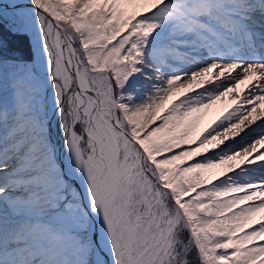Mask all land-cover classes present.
Instances as JSON below:
<instances>
[{"label":"snow or ice","instance_id":"snow-or-ice-1","mask_svg":"<svg viewBox=\"0 0 264 264\" xmlns=\"http://www.w3.org/2000/svg\"><path fill=\"white\" fill-rule=\"evenodd\" d=\"M29 3L32 59L0 40V264H264V0Z\"/></svg>","mask_w":264,"mask_h":264},{"label":"bare ground","instance_id":"bare-ground-1","mask_svg":"<svg viewBox=\"0 0 264 264\" xmlns=\"http://www.w3.org/2000/svg\"><path fill=\"white\" fill-rule=\"evenodd\" d=\"M6 4H9L12 6L18 5V7L17 6H14V7H16L15 9H16L17 15L20 16V18L22 19L19 27L29 39L30 52H31V56H33V48H32V44L30 43V33L27 30L29 17L31 15L32 10L28 9V6H24V4H26L25 0H0L1 7L2 6L4 7V5ZM257 20H259V14H257ZM256 30L259 31L258 27L256 28ZM257 44H259V41H257ZM244 87L245 85H241V88L238 89L237 92L242 94ZM231 98L232 96H226L223 100L217 101L216 104H214L211 108L207 109L206 112L203 114L202 120L199 123V129L203 130L205 127L210 125L213 121L217 120L227 111L235 107L237 101L236 100L230 101ZM261 107H264V105H261ZM52 132H53V138L55 139L56 138L55 121H53L52 123ZM45 215H46V209L43 211H38L37 219L38 220H49V218L45 217ZM102 258L106 259V257H102Z\"/></svg>","mask_w":264,"mask_h":264},{"label":"rangeland","instance_id":"rangeland-1","mask_svg":"<svg viewBox=\"0 0 264 264\" xmlns=\"http://www.w3.org/2000/svg\"><path fill=\"white\" fill-rule=\"evenodd\" d=\"M26 1L29 2V0ZM21 20L20 16L13 10H4L3 20L0 21V40L3 41L5 56L20 60H31L29 39L19 27ZM232 100H236L235 96H232L230 101ZM51 215L50 210L46 209L45 217L50 218ZM44 221L48 222V220Z\"/></svg>","mask_w":264,"mask_h":264},{"label":"water","instance_id":"water-1","mask_svg":"<svg viewBox=\"0 0 264 264\" xmlns=\"http://www.w3.org/2000/svg\"><path fill=\"white\" fill-rule=\"evenodd\" d=\"M25 3L26 4H24V6H28V9L32 10L30 3L28 1H26V0H25ZM14 6H17L18 7V5H14ZM14 6L9 5V4H6V5H4V7L3 6L2 7L0 6V8L2 10H13L14 12H16V9H15L16 7H14Z\"/></svg>","mask_w":264,"mask_h":264}]
</instances>
